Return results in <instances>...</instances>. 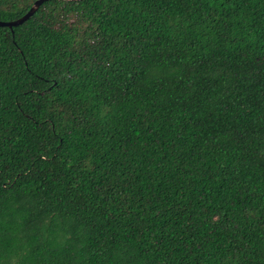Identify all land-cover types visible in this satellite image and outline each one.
Returning a JSON list of instances; mask_svg holds the SVG:
<instances>
[{"label": "trees", "instance_id": "1", "mask_svg": "<svg viewBox=\"0 0 264 264\" xmlns=\"http://www.w3.org/2000/svg\"><path fill=\"white\" fill-rule=\"evenodd\" d=\"M0 264H264V0L0 27Z\"/></svg>", "mask_w": 264, "mask_h": 264}, {"label": "water", "instance_id": "2", "mask_svg": "<svg viewBox=\"0 0 264 264\" xmlns=\"http://www.w3.org/2000/svg\"><path fill=\"white\" fill-rule=\"evenodd\" d=\"M52 1V0H37L28 13H26L22 18L16 20V21H10V22H4L0 21V27H7L10 29H13L14 27H17L19 25L24 24L26 21H28L31 17L35 15V13L39 10L40 6L44 4L45 2ZM69 1H78V0H69Z\"/></svg>", "mask_w": 264, "mask_h": 264}]
</instances>
